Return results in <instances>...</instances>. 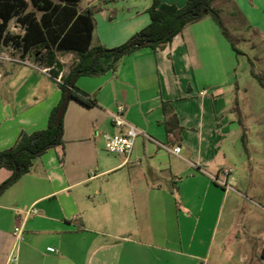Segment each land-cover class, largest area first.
Masks as SVG:
<instances>
[{
  "label": "crops",
  "instance_id": "obj_1",
  "mask_svg": "<svg viewBox=\"0 0 264 264\" xmlns=\"http://www.w3.org/2000/svg\"><path fill=\"white\" fill-rule=\"evenodd\" d=\"M157 1L186 3L85 0L81 6V0L78 9L93 12L92 45L115 48L149 24L148 9ZM212 5L238 16L257 35L261 55L248 38L243 40L249 51L237 47L236 53L207 15L160 48L122 56L114 70L77 77L75 86L95 105L71 98L63 114V147L46 151L0 193V264H205L207 258L193 247L203 245L198 235L204 219L231 195L211 178L224 168L230 170L227 181L233 188L243 185L254 208L244 204V240L231 227L220 244L244 242L243 258L264 264V218L257 211L264 210V179L259 189L252 188L239 123L240 118L247 131L252 115L241 107L244 85L254 79L249 59L264 74V0ZM9 32L23 29L11 20ZM58 60L62 76L75 55L60 53ZM32 64L0 61V151L21 131L45 129L61 100L58 76ZM119 104L126 106L125 118L154 140L137 137L128 161L108 153L102 137L117 132L109 113ZM260 133L264 139V130ZM159 144L180 151L173 154ZM10 175L1 168L0 185ZM30 206L38 213L24 219L22 211ZM18 226L23 238L15 244Z\"/></svg>",
  "mask_w": 264,
  "mask_h": 264
},
{
  "label": "trees",
  "instance_id": "obj_2",
  "mask_svg": "<svg viewBox=\"0 0 264 264\" xmlns=\"http://www.w3.org/2000/svg\"><path fill=\"white\" fill-rule=\"evenodd\" d=\"M81 0H0V52L12 49L21 59L27 58L39 66L49 68L56 78L62 69L58 60L60 53H73L75 60L67 74L61 76L59 87L62 97L52 110L45 129L26 133L21 131L15 143L0 151V169L11 172L1 183L0 193L28 173L35 160L51 148L63 147V118L55 125L54 120L70 83L77 77L97 76L114 70L119 59L141 48L157 49L171 40L190 23L209 15L220 28L236 53L234 37L229 33L219 9L213 7L214 0H186L182 7L155 2L148 9L150 22L134 33L125 43L115 48L93 46L95 28L93 12L78 9ZM14 20L22 29L20 34L9 32V23ZM251 64V75L264 88V74L256 73ZM76 77V78H77ZM76 99L86 106L95 105V100L75 86L70 91V99ZM241 141L246 149V128L241 119ZM62 156L60 160L62 161Z\"/></svg>",
  "mask_w": 264,
  "mask_h": 264
},
{
  "label": "rangeland",
  "instance_id": "obj_3",
  "mask_svg": "<svg viewBox=\"0 0 264 264\" xmlns=\"http://www.w3.org/2000/svg\"><path fill=\"white\" fill-rule=\"evenodd\" d=\"M84 2L85 0H82L81 6ZM231 9L232 7L227 6L228 12H230ZM221 17L225 27L234 37L237 47L246 50L247 46L244 43L243 38L245 41L248 38V44H250V42L251 44L253 42L258 44L255 48V54L257 56L261 55L263 51L260 49L262 46L259 44L260 41H258L259 39H257V35H251L252 32L245 27L244 23L238 16L228 17L224 13H221ZM12 51V49L6 48L5 54L15 55ZM254 69L256 73H261L259 63H254ZM244 86L246 89V98L241 102V107L250 110L252 114L247 116L246 120L248 149L243 148L245 152H247L245 167L255 181V185H253L252 188L259 189L262 186H260V180L264 179V139L260 137V130H264V88L261 87L255 79H252ZM243 187V185L239 184L233 188L232 191H230L231 195L225 205L221 207V204H219L218 207L216 206V209L214 206L213 214L209 212L210 215L204 219V228L202 229L201 234L198 235V237L202 239L203 245L197 248L193 247V251H196V253L207 258V263L205 264H249V261L243 258L246 251L244 242L238 246L220 244V240L223 237L221 235L228 233L231 227H235L233 231H235L234 234L236 237H240L241 240H244L245 238V230L243 228L244 204H248L251 208H254V204L249 201V197L245 198V196L249 194ZM261 205L264 207L263 203ZM257 211L259 214H262L264 218V210L258 209ZM217 218L219 222L216 226L215 222ZM212 236L214 239L211 242ZM198 264L203 263L200 262Z\"/></svg>",
  "mask_w": 264,
  "mask_h": 264
},
{
  "label": "built area",
  "instance_id": "obj_4",
  "mask_svg": "<svg viewBox=\"0 0 264 264\" xmlns=\"http://www.w3.org/2000/svg\"><path fill=\"white\" fill-rule=\"evenodd\" d=\"M0 61H6L11 63L17 64H25L34 66L27 58L21 59L17 55H6L5 51L0 52ZM43 71H46L43 69ZM58 81L61 80V76H58ZM206 93V90H203L201 94ZM126 106L119 104L115 107L113 111L109 113L111 122L113 126L117 129L116 133H104L102 135L103 142H104V149L113 155H117L123 158L124 161H128L131 153L133 151V147L135 144V140L139 136H145L148 139L153 140L149 136H147L143 131L139 130L133 124H131L126 118ZM154 141V140H153ZM160 146L164 147L166 150L173 154H178L180 151L179 146H175L174 148H168L159 144ZM230 173L228 168H224L220 170L218 173L211 175L212 180L222 186L226 190H232L233 186L227 181V177ZM24 214V219L36 215L38 210L33 206H30L22 211ZM13 234L15 236L16 242L15 244L22 240L23 238V227L18 226L14 229ZM16 253V249L14 251ZM12 260H16V257H12Z\"/></svg>",
  "mask_w": 264,
  "mask_h": 264
},
{
  "label": "water",
  "instance_id": "obj_5",
  "mask_svg": "<svg viewBox=\"0 0 264 264\" xmlns=\"http://www.w3.org/2000/svg\"><path fill=\"white\" fill-rule=\"evenodd\" d=\"M76 77H77V75L74 76L73 81L70 83L67 90L65 91L64 98H63L62 103L59 106V109H58L57 114L55 116V120H54L55 125H57L60 122V120L63 118V114H64L65 109L67 107V104L70 100V91L73 89V85H74V81H75ZM1 188H2V186H0V189Z\"/></svg>",
  "mask_w": 264,
  "mask_h": 264
}]
</instances>
